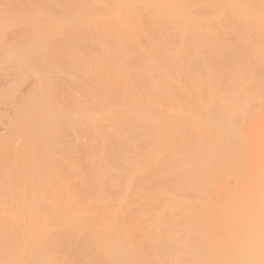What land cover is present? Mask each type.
<instances>
[{
    "label": "bare ground",
    "instance_id": "6f19581e",
    "mask_svg": "<svg viewBox=\"0 0 264 264\" xmlns=\"http://www.w3.org/2000/svg\"><path fill=\"white\" fill-rule=\"evenodd\" d=\"M0 264H264V0H0Z\"/></svg>",
    "mask_w": 264,
    "mask_h": 264
}]
</instances>
